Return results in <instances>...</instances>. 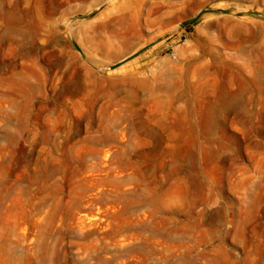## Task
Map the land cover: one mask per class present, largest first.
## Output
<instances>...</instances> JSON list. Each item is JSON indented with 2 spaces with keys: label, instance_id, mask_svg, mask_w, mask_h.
Listing matches in <instances>:
<instances>
[{
  "label": "rangeland",
  "instance_id": "rangeland-1",
  "mask_svg": "<svg viewBox=\"0 0 264 264\" xmlns=\"http://www.w3.org/2000/svg\"><path fill=\"white\" fill-rule=\"evenodd\" d=\"M0 264H264V0H0Z\"/></svg>",
  "mask_w": 264,
  "mask_h": 264
},
{
  "label": "bare ground",
  "instance_id": "bare-ground-1",
  "mask_svg": "<svg viewBox=\"0 0 264 264\" xmlns=\"http://www.w3.org/2000/svg\"><path fill=\"white\" fill-rule=\"evenodd\" d=\"M222 96L225 97V93L224 92L222 93Z\"/></svg>",
  "mask_w": 264,
  "mask_h": 264
}]
</instances>
